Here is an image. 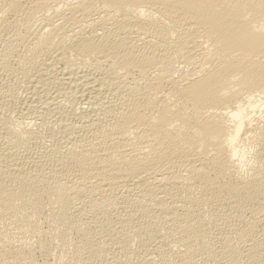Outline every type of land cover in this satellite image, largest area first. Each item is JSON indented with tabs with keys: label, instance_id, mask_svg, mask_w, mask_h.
<instances>
[{
	"label": "bare ground",
	"instance_id": "1",
	"mask_svg": "<svg viewBox=\"0 0 264 264\" xmlns=\"http://www.w3.org/2000/svg\"><path fill=\"white\" fill-rule=\"evenodd\" d=\"M0 264H264V0H0Z\"/></svg>",
	"mask_w": 264,
	"mask_h": 264
},
{
	"label": "rangeland",
	"instance_id": "2",
	"mask_svg": "<svg viewBox=\"0 0 264 264\" xmlns=\"http://www.w3.org/2000/svg\"><path fill=\"white\" fill-rule=\"evenodd\" d=\"M37 258H38V261H39V262H42V261H43V258H42V256H41V255H38V257H37ZM51 262H52V260H51Z\"/></svg>",
	"mask_w": 264,
	"mask_h": 264
}]
</instances>
